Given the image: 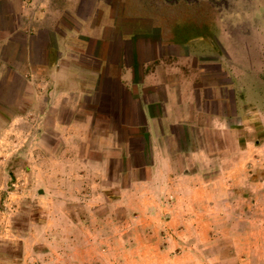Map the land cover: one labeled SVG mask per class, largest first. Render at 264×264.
I'll use <instances>...</instances> for the list:
<instances>
[{"label":"crops","instance_id":"crops-1","mask_svg":"<svg viewBox=\"0 0 264 264\" xmlns=\"http://www.w3.org/2000/svg\"><path fill=\"white\" fill-rule=\"evenodd\" d=\"M236 4L0 0V122L34 114L50 122L51 137L74 140L73 152L95 172L87 184L100 187L93 206L113 181L131 199L158 186L147 191L152 201L171 186L212 183L204 179L217 173L220 139L244 120L247 95L245 84H233L226 50L198 26L211 20L219 33L221 13L240 18Z\"/></svg>","mask_w":264,"mask_h":264},{"label":"rangeland","instance_id":"rangeland-1","mask_svg":"<svg viewBox=\"0 0 264 264\" xmlns=\"http://www.w3.org/2000/svg\"><path fill=\"white\" fill-rule=\"evenodd\" d=\"M237 2L240 18L221 13L219 33L211 20L198 26L226 50L233 84H245L247 95L244 120L220 139L217 173L204 179L212 183L171 186L152 201L147 191L158 186L131 199L113 181L93 206L100 187L87 184L95 172L73 152L74 140L51 137L50 122L34 114L2 121L0 264H264V2Z\"/></svg>","mask_w":264,"mask_h":264},{"label":"trees","instance_id":"trees-1","mask_svg":"<svg viewBox=\"0 0 264 264\" xmlns=\"http://www.w3.org/2000/svg\"><path fill=\"white\" fill-rule=\"evenodd\" d=\"M12 264H18V263H15V262H14V263H12ZM19 264H20V263H19Z\"/></svg>","mask_w":264,"mask_h":264}]
</instances>
